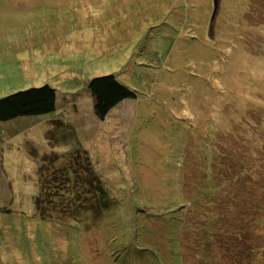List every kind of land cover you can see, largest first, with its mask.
I'll list each match as a JSON object with an SVG mask.
<instances>
[{
    "label": "rangeland",
    "instance_id": "obj_1",
    "mask_svg": "<svg viewBox=\"0 0 264 264\" xmlns=\"http://www.w3.org/2000/svg\"><path fill=\"white\" fill-rule=\"evenodd\" d=\"M212 12L0 0V98L58 89L57 110L0 121V264H264V0H220L211 33ZM106 74L137 96L99 119ZM86 175L108 211L78 203Z\"/></svg>",
    "mask_w": 264,
    "mask_h": 264
},
{
    "label": "trees",
    "instance_id": "obj_2",
    "mask_svg": "<svg viewBox=\"0 0 264 264\" xmlns=\"http://www.w3.org/2000/svg\"><path fill=\"white\" fill-rule=\"evenodd\" d=\"M87 85L90 92L94 96V111L99 119H105L109 115L111 110L124 100L137 96L136 92L122 83L115 74L96 76L92 78ZM57 101L58 89H55L50 85L33 87L14 92L8 96L0 98V121H9L22 116L41 115L53 112L58 108ZM87 178L88 176L86 178L83 177L81 185L83 190H88L89 195L87 196V198H85L86 200L77 198L79 201L77 202L80 203L87 201V199H91L93 197L92 194L95 193L94 198H96L97 203L93 201L89 202L87 209L92 213V215H94V211L98 209V205H100L103 211H108L113 204V198L109 196V191L103 185L101 180L99 181L95 178V181L88 182ZM240 179L241 178L237 177L235 180L239 182ZM72 186L69 187L70 190L74 189V187ZM73 193L74 191L72 190V192H68V195L71 196ZM39 197L40 195L38 194L34 197L35 204L37 205V212V208L39 206ZM84 206L85 204L82 207L85 208L86 206ZM217 213L218 212H212L210 214L208 219L210 226H214L217 224ZM166 221H170V223L173 222L172 219H167ZM173 223H175L176 226V222ZM177 227H179L178 230L181 229L180 224L178 223ZM204 240H206V238H204ZM203 255L204 260L199 264H213L210 263V260L207 257L210 256L208 252L203 251ZM179 257L180 259H182L183 253L180 254Z\"/></svg>",
    "mask_w": 264,
    "mask_h": 264
},
{
    "label": "water",
    "instance_id": "obj_3",
    "mask_svg": "<svg viewBox=\"0 0 264 264\" xmlns=\"http://www.w3.org/2000/svg\"><path fill=\"white\" fill-rule=\"evenodd\" d=\"M213 1H214V9H213L212 16L210 19V32H212L214 29L217 15H218L219 6H220V0H213Z\"/></svg>",
    "mask_w": 264,
    "mask_h": 264
},
{
    "label": "crops",
    "instance_id": "obj_4",
    "mask_svg": "<svg viewBox=\"0 0 264 264\" xmlns=\"http://www.w3.org/2000/svg\"><path fill=\"white\" fill-rule=\"evenodd\" d=\"M7 146H8V148L11 146L9 143H7ZM1 148V147H0ZM5 149V148H4ZM11 150V149H10ZM9 149L5 152L4 150H2V148H1V152H0V156H1V160H2V165L3 164H5V163H7V161H8V159H10V158H8V153H11V151H10ZM15 150V149H14ZM19 151V150H18ZM1 154H3V155H1ZM7 156V157H6ZM28 159V158H27ZM4 160V161H3ZM9 163V162H8ZM29 165V164H28ZM31 191H33V190H31ZM33 193V196L35 197V192L33 191L32 192ZM29 195H31V194H29ZM0 206H2V207H4L3 205H0ZM10 206V208L11 209H13L12 208V205H9ZM1 212H4V210H1ZM7 213H9V214H11V212L9 211V210H7Z\"/></svg>",
    "mask_w": 264,
    "mask_h": 264
},
{
    "label": "flooded vegetation",
    "instance_id": "obj_5",
    "mask_svg": "<svg viewBox=\"0 0 264 264\" xmlns=\"http://www.w3.org/2000/svg\"><path fill=\"white\" fill-rule=\"evenodd\" d=\"M213 9H214V7H213ZM211 16H212V15H211ZM214 28H215V26H214ZM213 30H214V29H213ZM212 32H213V31H212ZM212 32H211V33H212Z\"/></svg>",
    "mask_w": 264,
    "mask_h": 264
},
{
    "label": "clouds",
    "instance_id": "obj_6",
    "mask_svg": "<svg viewBox=\"0 0 264 264\" xmlns=\"http://www.w3.org/2000/svg\"><path fill=\"white\" fill-rule=\"evenodd\" d=\"M213 7H214V1H213Z\"/></svg>",
    "mask_w": 264,
    "mask_h": 264
}]
</instances>
